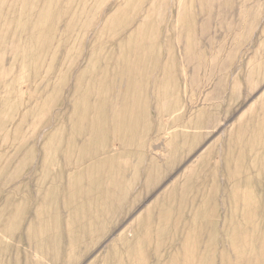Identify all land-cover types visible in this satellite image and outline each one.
Segmentation results:
<instances>
[{
  "label": "rangeland",
  "instance_id": "374dc122",
  "mask_svg": "<svg viewBox=\"0 0 264 264\" xmlns=\"http://www.w3.org/2000/svg\"><path fill=\"white\" fill-rule=\"evenodd\" d=\"M0 264H264V0H0Z\"/></svg>",
  "mask_w": 264,
  "mask_h": 264
}]
</instances>
